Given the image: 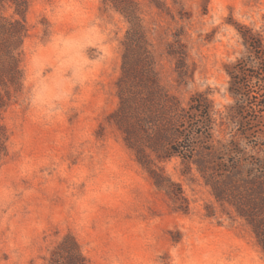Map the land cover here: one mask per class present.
<instances>
[{
    "label": "rangeland",
    "instance_id": "rangeland-1",
    "mask_svg": "<svg viewBox=\"0 0 264 264\" xmlns=\"http://www.w3.org/2000/svg\"><path fill=\"white\" fill-rule=\"evenodd\" d=\"M16 1L23 16L11 0L1 7L5 18L24 22L27 37L21 87L0 109L8 135L0 156V264H48L66 237L87 264H264L250 220L218 201L194 164L159 161L148 150L169 186L158 187L113 122L130 24L112 0ZM119 1L136 7L162 85L184 103L207 94L214 147L240 155L229 163L245 160L239 165L250 176L248 163H264V119L245 138L227 67L247 54L238 27L264 39V0ZM170 51L184 53V79ZM262 173L234 188L244 211L263 214L248 202L257 199Z\"/></svg>",
    "mask_w": 264,
    "mask_h": 264
},
{
    "label": "trees",
    "instance_id": "trees-1",
    "mask_svg": "<svg viewBox=\"0 0 264 264\" xmlns=\"http://www.w3.org/2000/svg\"><path fill=\"white\" fill-rule=\"evenodd\" d=\"M11 1L18 6V14L23 16L17 1ZM7 2L0 0V109L10 99L11 88L18 90L21 87L19 54L27 37V29L22 20L2 16L1 7ZM111 2L130 24L121 42V75L117 81L119 105L112 115L128 147L135 151L139 163L156 177L158 187L169 188L163 177L152 169L154 162L148 150L159 161L179 157L188 167L194 164L206 184L214 189L218 201L230 202L239 215L250 220L264 248V198L258 199V194L264 190V179L254 184L253 192H256L257 199L248 201L250 206L260 209L262 215L260 212L244 211L247 208L244 197L235 195L234 190L241 182L254 181V170L260 168L264 171V163H248L250 169H253L250 176L244 175L239 165L245 160L238 158L230 165L228 157L240 155H222L223 150L214 147L215 120L212 102L207 94L196 93L187 103L172 95L160 81L151 44L136 7L128 1L125 5L119 0ZM238 32L247 47V54L228 66L227 73L230 76L229 90L236 100L240 128L245 138H248L251 135L255 137L254 134H257L263 123L256 118L264 119V39L246 26L238 27ZM178 52L170 51V55L178 58L177 70L179 77L184 79L187 74L185 55L182 51ZM7 141V131L0 122V156L7 154ZM224 148L229 151L227 147ZM260 178H264V173ZM48 264L87 263L76 241L66 237L52 252Z\"/></svg>",
    "mask_w": 264,
    "mask_h": 264
}]
</instances>
